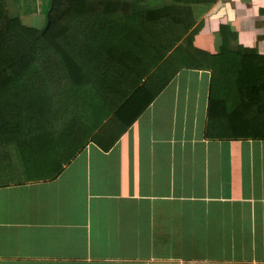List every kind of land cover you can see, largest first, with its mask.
I'll return each mask as SVG.
<instances>
[{
	"label": "crops",
	"instance_id": "obj_1",
	"mask_svg": "<svg viewBox=\"0 0 264 264\" xmlns=\"http://www.w3.org/2000/svg\"><path fill=\"white\" fill-rule=\"evenodd\" d=\"M6 3L41 27L50 0ZM194 25L193 51L218 53L226 32V49L264 55V0H213ZM184 65L108 148L88 139L56 172L0 170V264H264L258 113L240 77Z\"/></svg>",
	"mask_w": 264,
	"mask_h": 264
},
{
	"label": "trees",
	"instance_id": "obj_2",
	"mask_svg": "<svg viewBox=\"0 0 264 264\" xmlns=\"http://www.w3.org/2000/svg\"><path fill=\"white\" fill-rule=\"evenodd\" d=\"M212 2L50 0L35 27L0 0V170L56 172L88 139L108 148L181 64L240 77L249 135L264 137V55L226 49V32L218 53L188 48Z\"/></svg>",
	"mask_w": 264,
	"mask_h": 264
}]
</instances>
